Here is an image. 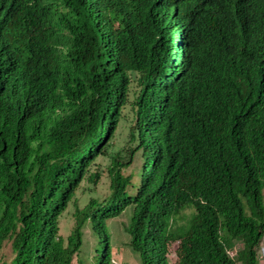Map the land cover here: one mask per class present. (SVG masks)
Segmentation results:
<instances>
[{
    "label": "trees",
    "instance_id": "trees-1",
    "mask_svg": "<svg viewBox=\"0 0 264 264\" xmlns=\"http://www.w3.org/2000/svg\"><path fill=\"white\" fill-rule=\"evenodd\" d=\"M127 104L129 158L113 156L109 195L65 238L61 215ZM127 207L143 264H171L174 241L180 264H258L264 0H0V264H73L89 222L95 263L112 264L108 222Z\"/></svg>",
    "mask_w": 264,
    "mask_h": 264
},
{
    "label": "rangeland",
    "instance_id": "rangeland-1",
    "mask_svg": "<svg viewBox=\"0 0 264 264\" xmlns=\"http://www.w3.org/2000/svg\"><path fill=\"white\" fill-rule=\"evenodd\" d=\"M134 78L137 74H133ZM137 82L132 86L131 93L136 90ZM132 98V94L130 96ZM124 116L121 119L117 130L115 131V136L112 139V144L110 145L106 154H101L95 160V163L91 165L87 177L81 182L79 188L75 192L74 199L69 203L67 208L63 211L61 215L60 222V232L63 237L66 238L70 234L72 227L75 223V212L78 208H83L91 199L97 198L102 200L107 197L110 193V176L108 168L112 162L113 156H117L120 159L129 158V148L134 144V139L131 137L130 132L134 124V112L131 109V105L127 106L123 110ZM142 157L137 155L133 161L128 166H124L122 172L123 174L133 173L134 189H136L138 184H141L139 180V167L142 164ZM96 171H100V177L94 181L90 179L89 175ZM195 212L193 206H189L185 210L181 211L177 216H175V227L187 226L190 223V219ZM131 207L127 209L119 216L111 218L108 222V230L110 234L111 250H112V264H143L140 258V254L136 251L130 244V235L126 230V226L129 224L131 218ZM83 244L79 252L74 256L73 264H96L94 260L95 249L98 244L99 235L93 231L91 223H87L83 229ZM264 244V236L261 241ZM178 242H171L169 245L168 258L171 264H180L176 249ZM242 244H237L236 248H240ZM236 248L234 250H236ZM2 259L9 260L12 257V249L9 243H6L2 252ZM102 256V250L100 253ZM99 264H102L101 257ZM236 264H242L240 262ZM258 264H264L263 259H258Z\"/></svg>",
    "mask_w": 264,
    "mask_h": 264
},
{
    "label": "clouds",
    "instance_id": "clouds-1",
    "mask_svg": "<svg viewBox=\"0 0 264 264\" xmlns=\"http://www.w3.org/2000/svg\"><path fill=\"white\" fill-rule=\"evenodd\" d=\"M181 50V47H179V49H178V51H180ZM168 58H170V56L168 57ZM175 222H176V220L174 221V223H173V228H177V227H175ZM179 227V226H178ZM174 242H176V241H174ZM178 242V241H177ZM179 243V242H178ZM264 246V244H261L260 243V245H259V247H258V252H259V257L261 256V248ZM178 247V246H177ZM177 250V249H176ZM229 252V254L231 255V256H235V254H236V252H237V248H236V250H229L228 251ZM141 258V257H140ZM260 259H263V258H261L260 257ZM264 260V259H263ZM142 261V260H141Z\"/></svg>",
    "mask_w": 264,
    "mask_h": 264
},
{
    "label": "built area",
    "instance_id": "built-area-1",
    "mask_svg": "<svg viewBox=\"0 0 264 264\" xmlns=\"http://www.w3.org/2000/svg\"><path fill=\"white\" fill-rule=\"evenodd\" d=\"M260 257L264 259V246L261 248V256Z\"/></svg>",
    "mask_w": 264,
    "mask_h": 264
}]
</instances>
